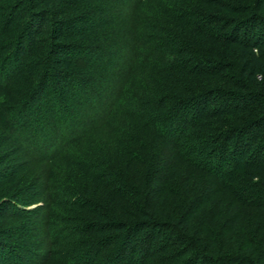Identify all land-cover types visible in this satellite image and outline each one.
<instances>
[{"label":"trees","instance_id":"1","mask_svg":"<svg viewBox=\"0 0 264 264\" xmlns=\"http://www.w3.org/2000/svg\"><path fill=\"white\" fill-rule=\"evenodd\" d=\"M126 1L0 0L9 5L0 7V37L19 36L0 45V53H14L0 72L6 144L16 140L25 155L42 156L56 142L64 148L92 135L105 121L103 110L117 102L118 121L126 124L111 128L119 137L118 171L101 159L78 162L79 183L50 185L52 177L38 186L50 205L40 230L55 247L41 256L18 250L1 229L0 263L264 264V0H156L169 17L137 15L132 22L119 9ZM195 2L202 8L188 9ZM81 24L92 33H77ZM117 29L118 49H125L115 93L68 118L54 84L58 91L73 87L82 108L104 93L96 74L116 64L103 54ZM81 36L90 41L65 42ZM39 112L54 125L41 141L30 132ZM16 115L23 125L12 121ZM142 130L153 133L150 145L137 135ZM3 171L8 178L0 186L16 174L13 166L0 177ZM10 206L0 204V217Z\"/></svg>","mask_w":264,"mask_h":264},{"label":"rangeland","instance_id":"2","mask_svg":"<svg viewBox=\"0 0 264 264\" xmlns=\"http://www.w3.org/2000/svg\"><path fill=\"white\" fill-rule=\"evenodd\" d=\"M136 1L137 0L126 1L125 3H123L124 7L122 6L119 7V9L122 8L121 10L122 17L126 18V20L130 17L131 18L130 22H132V20L137 15L140 17L152 15L154 17H158L160 20H161L160 18L161 15L167 17L170 16L168 15V12H166V9L158 5L156 0H142L138 5L134 6ZM55 4L57 6H60L58 3ZM163 4L167 5L168 8L175 6L174 3H169V2H164ZM197 5L200 4H198V2H195V5L192 6V3H189L188 9L191 8L196 9L198 8ZM8 6H9L8 4L0 3V7H3L4 9L8 8ZM178 6L182 7L183 5L179 4ZM115 7L118 9V5H116ZM182 8L185 9L186 7H182ZM200 8H202L201 5ZM204 10L206 14H209V12L212 13L213 11V10L208 11L205 8ZM173 27L174 26H171L172 29H174ZM79 28L80 29L77 30L74 29V30L78 31L77 33L84 34L83 30H85L86 28L90 29L91 27H87L81 24L79 25ZM79 30L81 32H79ZM92 31L93 30L90 29L89 33H92ZM137 35L140 36L139 29ZM116 36L118 37V29L116 31V35L112 36V38L110 39L111 43L108 46L106 45L107 46L106 52L103 54L104 57L109 58L114 64L115 63L116 64L111 69H108L105 72V74L103 75L96 74L98 89L101 90L105 89L104 93L101 92L99 96L88 100L87 101L88 105L86 106L83 105L84 107L82 108L78 104L80 102L79 101L80 99H77L76 97L78 93L73 90V87L62 86V90L58 91L56 85L54 84L53 88L56 90L55 96H58L62 104H66L65 112L66 114H68V118H70L73 115H76L77 113H79V111H86L85 108L98 107L101 103L105 102L104 99L109 97L112 91L115 93V90L112 89V87H114L112 83L113 80H115L114 78L116 73H118V66H117L119 62L118 57L119 55H121L120 53L122 52V50L125 49V48H122V50L118 49L119 48L118 42L115 39ZM0 40H3L0 42V45L2 47H5V44L8 43L7 42L8 40L15 42L16 40H19V36H17L16 33L11 32L7 36L2 35L0 37ZM70 40L69 41L66 40L65 42L68 44L71 43V44L82 45L90 41V38L81 36L80 38H76L75 40H71V41ZM143 40H144L143 37L138 38V43L141 44ZM13 54L14 53L11 51L0 53V72H2L3 75L6 74V70H5L6 68L3 69L5 65V60L9 59V57L12 56ZM109 109L110 108H108L107 110L105 109L103 110L105 114H101L100 116L105 121L98 120L95 126H93L92 129L90 130L91 132L90 134L92 135L90 136L87 135L85 137L84 135L79 136L72 143L68 141L67 143L70 144L64 148L60 147L61 145H63V143L57 145L58 142H56L55 145L56 147H52L49 149H42V151L44 152L42 156L36 154L34 150H29L30 153L31 151H33L34 152L33 154L31 153V155L29 154L25 155L26 151L24 150V152H22L21 149H23V147H21V144L19 142L17 143L16 140L9 141L8 139L9 143L6 144L5 141H3V139L0 137V144H2V141L4 142L3 145H0V171L7 166H13L14 168L13 173L14 174L16 173L12 183L6 182L4 186H0L1 189L0 204L5 200L11 201V206L9 207L8 214L3 213V215L0 217V230L4 229L5 231H8L6 232V234L2 235L4 241L9 242L10 244H12V246H14L18 250L32 251L34 252V254L39 256L45 255L47 251L53 249L55 246L53 247V245L50 243L51 241L50 238L45 237V235H43V233L40 230L41 229L40 223L44 221V218H46L45 215L46 209L44 210V208L50 207V205H48L47 201H45L44 199L46 192H43L39 188L40 185L43 184L44 179L53 177V181L50 185L54 183L62 184L67 181L79 183L81 180L82 173L78 170L77 167H75V164L78 162H87L93 160L95 161L97 159L103 160L107 165L111 164L118 171V163L115 162V159L118 158L119 137L118 135L112 133L111 128L113 127L117 128L118 126L121 130H125L124 128L126 124L123 123L122 121H118V102L110 109V112L106 114L109 111ZM4 110L8 111L10 110V108L6 109L5 106ZM9 114L15 115V113L12 111H8L7 115ZM48 114H49L48 112H39L33 115L35 121L31 123L32 125L30 126V132L33 131L32 134H36L39 141L47 138L48 134L54 128L53 124H50V122L46 121L49 119ZM7 115L6 117L8 118ZM19 116L17 115L14 116L12 121L17 122L18 125H23L25 122V118ZM44 116L46 119L44 118ZM1 119H4L5 121L4 116L1 117ZM187 121H190V116L189 118H187ZM164 125L165 124L162 122L161 127ZM12 128L15 131H18L19 129L17 124L13 125ZM77 130L80 131V128H78ZM147 132L148 133H144V130H142L137 132V135L141 136L144 142L150 145V141L152 140L151 138L153 136V133L149 131ZM1 135L2 134H0V136ZM8 136H10L11 138V133ZM24 136L29 137V132H24ZM2 137L5 138L4 136ZM158 140H160V142L163 143L162 139H158ZM29 144H30V139H26L24 145L28 147ZM164 144L167 145V146L164 145L167 155L171 156L170 153L171 149L168 148L169 145L166 143ZM56 149H59V152ZM60 150H62L63 152L60 153ZM46 151H48V153H46ZM141 154L146 158L150 156L149 154H144V153ZM7 174L8 172L3 171L0 177V181L1 179L6 180L8 178V177L6 178ZM51 210L57 211L58 209L56 207L51 206ZM63 214L71 216L70 213L68 214L63 213ZM32 242H36L35 244L37 245L35 248L30 246ZM33 261L36 264L43 263V261L40 259H38L37 261L35 260ZM35 263L31 262L30 264H35ZM127 263H129V261H127L126 259L124 262H121L120 264H127Z\"/></svg>","mask_w":264,"mask_h":264}]
</instances>
